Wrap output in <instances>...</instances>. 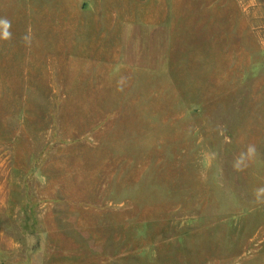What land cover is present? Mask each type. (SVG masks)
Segmentation results:
<instances>
[{
  "label": "rangeland",
  "instance_id": "obj_1",
  "mask_svg": "<svg viewBox=\"0 0 264 264\" xmlns=\"http://www.w3.org/2000/svg\"><path fill=\"white\" fill-rule=\"evenodd\" d=\"M48 1L0 0V264H264V0H131L167 74Z\"/></svg>",
  "mask_w": 264,
  "mask_h": 264
},
{
  "label": "crops",
  "instance_id": "obj_2",
  "mask_svg": "<svg viewBox=\"0 0 264 264\" xmlns=\"http://www.w3.org/2000/svg\"><path fill=\"white\" fill-rule=\"evenodd\" d=\"M253 1L259 2V0H252V3ZM51 2L47 0L48 4ZM59 2L62 27L65 25L66 28H71V24L68 22L64 24L63 18L68 19V16L63 17V15L66 9L71 11L74 5L77 12L76 34L80 36L90 32L97 36L107 35V50L112 53L115 51V28L117 23L121 21V11L119 10H123L126 17L122 23L120 22L121 52L123 51L125 55L128 54L132 50L133 43H135L141 67L158 74H167L172 70V52L169 44L171 38L170 24L159 22L153 25L144 21L133 24L132 21H129L130 15L126 14V9L131 10V0H59ZM145 3L140 4V13L142 7L145 10ZM242 11L247 18H250L248 7H242ZM87 19H92V25L86 22ZM89 28L92 30L89 31ZM256 46L258 49V39Z\"/></svg>",
  "mask_w": 264,
  "mask_h": 264
},
{
  "label": "clouds",
  "instance_id": "obj_3",
  "mask_svg": "<svg viewBox=\"0 0 264 264\" xmlns=\"http://www.w3.org/2000/svg\"><path fill=\"white\" fill-rule=\"evenodd\" d=\"M0 27L3 28V32H2V37L4 39L9 38L10 36V32L8 31V29L10 28V22L6 19H0ZM249 153H254L255 152V148L254 147H250L248 149ZM237 166H239V161L237 162ZM260 192H264V189H260Z\"/></svg>",
  "mask_w": 264,
  "mask_h": 264
}]
</instances>
